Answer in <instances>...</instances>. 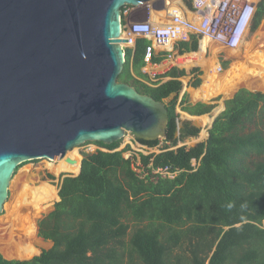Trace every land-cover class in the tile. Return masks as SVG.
I'll use <instances>...</instances> for the list:
<instances>
[{
	"label": "trees",
	"instance_id": "1",
	"mask_svg": "<svg viewBox=\"0 0 264 264\" xmlns=\"http://www.w3.org/2000/svg\"><path fill=\"white\" fill-rule=\"evenodd\" d=\"M263 17L261 0L254 25ZM257 38H264V27ZM148 42L138 38L134 48L125 49L118 78L156 100L174 96L166 105L165 147L158 153H139L143 168L138 173L123 156L129 145L118 150L121 140L95 142L106 150L82 152L79 174L62 179L59 200L38 222V235L52 246L26 260L0 255V264H204L208 256V264H264V131H244L247 123L264 121V93L238 90L204 142L178 145L199 129L190 126L175 136L177 104L191 115L208 113L212 105L188 103L186 93L179 99L184 69L172 67L150 81L141 70ZM196 44L180 45L195 50ZM164 77L169 78L162 81ZM200 82L195 76L191 85ZM240 82L235 80L232 87ZM193 92L198 97L204 89ZM251 153L262 158L249 164ZM158 167H168L174 175L154 174ZM129 221L137 224L131 230ZM2 237L9 241L14 232L5 231ZM18 250V258H24L37 248L25 242Z\"/></svg>",
	"mask_w": 264,
	"mask_h": 264
},
{
	"label": "water",
	"instance_id": "2",
	"mask_svg": "<svg viewBox=\"0 0 264 264\" xmlns=\"http://www.w3.org/2000/svg\"><path fill=\"white\" fill-rule=\"evenodd\" d=\"M142 1L0 0V213L23 162L74 163L67 152L86 142L166 137V98L118 78L122 8Z\"/></svg>",
	"mask_w": 264,
	"mask_h": 264
},
{
	"label": "rangeland",
	"instance_id": "3",
	"mask_svg": "<svg viewBox=\"0 0 264 264\" xmlns=\"http://www.w3.org/2000/svg\"><path fill=\"white\" fill-rule=\"evenodd\" d=\"M146 1L147 3L146 2L144 3L148 5V7L139 6L137 8L130 9L132 11V17H130L131 19H145L148 13L151 15L152 18L154 17L156 18V16H161V18H164L165 12H157V10H155L154 7H152L153 6L151 4L152 0H146ZM263 27H264V17L259 20L256 26L253 23L252 26L250 27V30L245 40L246 43H250V48H245L244 46L243 47L241 46L242 48H240V51L237 53H232L230 50L222 49L227 51L220 52L221 58L219 57L220 59L217 62V59L213 57L214 51H216L215 47H217L216 46L217 44L213 43L215 44L212 47V50L214 51L213 52H211L212 50L210 51L211 52L209 55L210 57L209 59L207 58V61L206 60L198 61V59H194L200 64H202V62H205V65L203 66V68H205V72L204 71L201 72L200 74L201 82L197 87H193L191 85L194 79L192 75L183 77L182 88L179 93V99L181 96H183L184 93H186L188 103L194 104L195 102H203V103L211 104L212 109L208 113L202 115H191L187 111H183L179 104L177 105L176 107V112L178 114L177 117L182 120V125L179 130L178 129L176 130L175 136L179 137V135L181 134V130L190 126H195L199 129L196 137L193 136L185 137L179 141L181 144L191 147L197 145L198 143L204 142L208 137V133H209L208 130L209 128H211L210 126L211 121L208 117H212V118L217 117L223 111L226 101L232 98L233 95L238 90L246 89L252 92L260 91L264 93V38L263 39L257 38L258 34L262 33ZM255 39L259 40L258 45L259 43H262L263 45L258 47L256 43L257 41L255 42ZM252 54L256 55L258 58L256 57L255 59H253ZM225 55L227 57H225ZM206 62H208V64H206ZM211 62H213L214 64L213 67H210ZM218 64L220 65L221 70L220 72H214L213 68H215ZM189 66L190 64L185 66L184 68L190 69ZM207 77H209L210 79L211 77L214 78L212 79V82L215 81L212 90L211 89L209 90V85H208L209 82H207ZM238 79H240L241 81L239 85H234L232 87L234 81ZM203 86L206 87L208 86L207 87L208 90H206V94L202 96L201 93L198 97H196L193 91L196 89L197 90L201 89ZM173 97L174 96L171 95L170 97L166 98L167 102L171 100ZM214 111H216L215 113L216 115L214 114ZM260 122L263 125L259 124L258 121L247 123L246 127L244 128V131L245 132L255 131L257 128H260L264 131V121L260 120ZM204 133L206 134L204 135ZM164 144L163 142L161 143L160 141L155 148H153L152 150H148L147 148H144L142 145H138L134 140L124 137L121 139L119 146L116 149L120 150L125 148L127 145H129L130 148L123 151V156L126 159L128 158L130 159L131 167L135 169L136 172L142 173L141 168L139 166V162L137 161L138 156H136V158L134 159L133 158L134 155H138L137 154L138 152L142 154L144 153L146 154L151 151L158 153L160 151L159 150L160 145L162 148H164L165 147ZM98 147L100 146L97 145L95 142H86L83 145L72 148L68 152H71V154H75L80 158L83 157L82 156L83 151L95 152ZM103 150L106 149L104 148ZM67 156L70 155L68 154ZM261 158L262 157L260 155L258 154L255 155V153H251L246 159L249 164H253L254 162H256ZM60 161H61L60 159L49 160L47 158H41V159L26 161L18 165V168L15 170L8 188V197L4 202L3 211L0 213V255L2 257L6 259H20L18 258V254H19L18 249L25 242L28 245L35 246L37 248L36 253H34L29 257L39 254L42 250L48 249L52 246L51 240H44L42 237L38 235V222L53 209V205L59 197V191L62 185V179L65 176L77 174L79 169V160H78V166L76 169L68 168V169H61L59 171L57 170L56 167L57 165L60 164ZM64 162H65V158H64ZM64 165L66 164L64 163ZM41 186H43V188L45 186L49 187L53 192V196L50 197L45 196L46 198L49 197L48 200L46 198H44L45 200L41 199L40 195L37 197L36 196L37 190H36V194H34L35 193L34 189H36L37 187L39 188ZM29 197H31L32 199ZM25 212L28 213L29 215L28 217L30 220H32V217L35 216L33 219L34 223L32 224V226L28 231L27 230L24 231L25 224L23 222L28 221V219L27 220L25 219V214H24ZM12 214L14 216L12 220L13 223L15 224L14 226H17L16 230L11 229L9 227H5L9 225V221L12 218ZM23 214H24V219L22 217ZM21 222L23 223V225L21 224ZM128 224L130 225L129 230H131L134 226L137 225L135 224L134 221H129ZM140 225H142V223H140ZM5 231L14 232V237H12V239L9 241L6 240L7 238L4 237L1 238L3 234L5 235ZM185 255L188 256V252H186ZM29 257H24V258H29ZM208 259L209 256L205 259L204 264H208Z\"/></svg>",
	"mask_w": 264,
	"mask_h": 264
},
{
	"label": "built area",
	"instance_id": "4",
	"mask_svg": "<svg viewBox=\"0 0 264 264\" xmlns=\"http://www.w3.org/2000/svg\"><path fill=\"white\" fill-rule=\"evenodd\" d=\"M261 0H192V17L185 15L183 10L171 3V0H152L151 4L155 10H164L166 7L164 18L156 16V20L151 21L148 17L145 19H131V6H126L123 12V22L121 28V36L123 39L124 48L133 47L138 38H147L150 43L146 45L143 60L146 65H152L153 49L155 46L167 48L175 41H187L190 35H196L199 41V50L202 51L204 43H215L222 48L238 49L245 42L250 27L254 23L257 5ZM147 3V1L145 0ZM156 2H159L158 5ZM149 3V2H148ZM133 7V6H132ZM134 8V7H133ZM208 45L204 48V53L207 52ZM167 58L174 64L183 62L181 54L176 57L169 52ZM144 70L148 72L147 66ZM221 67L218 64L216 71L220 72ZM126 138L134 140L138 145H142L148 150H152L155 146L142 144L131 135H126ZM124 138V137H123ZM164 138H160L161 143ZM178 145H181L178 142ZM170 146L169 148H175ZM100 148V147H98ZM100 149H104L101 147ZM163 148L159 147L161 151ZM158 150V151H159ZM159 151V152H160ZM139 166L142 171V163L139 161ZM149 152L144 153L148 155ZM134 158V157H133ZM134 160V159H133ZM197 163L192 159V164ZM151 164V163H150ZM135 170V169H134ZM154 174L173 176L168 167L154 168Z\"/></svg>",
	"mask_w": 264,
	"mask_h": 264
},
{
	"label": "crops",
	"instance_id": "5",
	"mask_svg": "<svg viewBox=\"0 0 264 264\" xmlns=\"http://www.w3.org/2000/svg\"><path fill=\"white\" fill-rule=\"evenodd\" d=\"M145 1H142L140 4H138V5H136V6H133L134 8H137V7H139V6H146V7H148V5H146L145 3H144ZM170 4H173V5H176V6H178V7H180L182 10H183V12L185 13V15L186 16H188V17H192V11H191V9H192V0H171V3ZM132 6H131V9L133 8ZM164 10H160V11H157V12H165V7L163 8ZM130 17H132V14H131V16ZM146 17H148L151 21H154V20H156V18L154 17V18H152L151 17V15L148 13L147 14V16ZM145 39H147V38H145ZM149 42H148V44L150 43V40L149 39H147ZM193 40H195L196 41V49L195 50H192L191 48L190 49H187V48H185L184 46H181L180 44L181 43H186L189 47L191 46V44H192V42H193ZM199 41H198V37L196 36V35H190V38H189V40H187V41H175L174 43H172V45H170L169 47H167V48H164V47H158V46H155L154 47V49H153V56H152V65H146L145 64V62H144V64H143V66H142V68H141V70L145 73V74H147V76H148V79L150 80V81H155L157 78H156V76L157 75H159V74H161V73H164L165 71H167V70H169V69H171L172 67H177V68H179V69H184L185 70V72H186V75H183V76H181L179 79L181 80V82H183V77H186V76H191L192 75V77L195 79V76L196 77H199L200 78V74H201V72H205V68H203V66L205 65V62H202V64H200V63H198L197 61H195V60H193L192 62H185L186 60V57H187V55H190V54H196V53H198V54H202L203 55V60H206L207 61V58L209 59V55H210V53L211 52H213L214 50H212V47L214 46V45H212L211 47L208 45V49H207V52L206 53H203L202 51H200L199 50ZM147 45V44H146ZM242 46H244V45H242ZM135 46H133V47H128V48H134ZM146 47V46H145ZM245 47V46H244ZM216 48V51H214V56L213 57H215L216 59H217V62H218V60L221 58L220 57V52L222 51V52H226L227 50H222L220 47H215ZM126 49V48H125ZM221 49V50H220ZM223 49H226V48H223ZM212 50V51H211ZM228 50H230V49H228ZM211 51V52H210ZM169 52H171V53H173L176 57H178L180 54H181V56H182V58L184 57V59L183 60H185V61H183V63L182 62H180L179 64H174V63H172V62H170V60L167 58V54L169 53ZM153 57H158L159 58V60H154L153 59ZM220 57V58H219ZM225 57H227L226 55H225ZM224 57V58H225ZM190 64V66H189V68L190 69H185L184 67L185 66H187V65H189ZM207 64H208V62H207ZM210 65L213 67L214 65H213V62H211L210 63ZM145 66H147V69H148V72H146L145 70H144V68H145ZM213 70H214V72H217L216 71V67L215 68H213ZM158 72H160V73H158ZM206 75V74H205ZM205 77V76H204ZM169 77H164L163 78V80L162 81H164V80H166V79H168ZM201 80V79H200ZM199 86V85H198ZM194 87V86H193ZM197 87V86H196ZM182 97V96H181ZM180 97V98H181ZM195 103H197V102H195ZM194 103V104H195ZM203 103V102H202ZM207 104V103H206ZM178 105V104H177ZM177 107V106H176Z\"/></svg>",
	"mask_w": 264,
	"mask_h": 264
},
{
	"label": "bare ground",
	"instance_id": "6",
	"mask_svg": "<svg viewBox=\"0 0 264 264\" xmlns=\"http://www.w3.org/2000/svg\"><path fill=\"white\" fill-rule=\"evenodd\" d=\"M150 3V2H149ZM158 5H160L159 4V2H156ZM163 7H165V6H163ZM166 8V7H165ZM257 41V42H256ZM258 39H255V42L257 43V45H258ZM263 41V40H262ZM207 45H209L210 47L212 46V45H215V44H213V43H211L210 44V42L209 43H204V45H203V49H202V51H204V48L207 46ZM242 45H244L245 46V48H250V43H246V42H243V44ZM261 45H263L262 43H259V45H258V47L259 46H261ZM217 47H220L219 45H216ZM243 47V46H242ZM241 46L238 48V49H233V50H230L232 53H237V52H239L240 51V48H242ZM221 49H223L222 47H220ZM228 50V49H227ZM204 53V52H203ZM194 59H198V61L199 60H202L203 61V55L202 54H198V53H196V54H190V55H187V57H186V61L185 60H183V61H185V62H192ZM205 61V60H204ZM183 63V62H182ZM206 64H207V62H206ZM214 65V64H213ZM212 79H214V78H212L211 77V79L209 78V77H207V82H209L208 83V85H209V90L211 89H213V85H214V83H215V81H213L212 82ZM204 85V84H203ZM208 87V86H207ZM206 86H203L202 88H201V90L202 89H204V92H202V96H204L205 94H206V90H208V88H207ZM209 119H210V121H211V118L210 117H208ZM191 143H193V142H191ZM70 155V156H72L71 158H73V159H75V162L74 163H69V162H66V160H65V162H64V158H62V159H60L61 161H60V164L59 165H57V170H61V169H68V168H71V169H76L77 168V166H78V160H79V157L77 156V155H75V154H71V152H68L67 153V155ZM69 156V157H70ZM64 163L66 164V165H68V166H66V165H64ZM79 170V169H78ZM34 189V188H33ZM35 190V193L34 194H36V190H37V194H36V196L38 197L39 195H40V198L41 199H43V200H45L44 198H46L45 196H53V192L51 191V189L49 188V187H44L43 188V186H41V187H37L36 189H34ZM43 190V191H42ZM38 193H40V194H38ZM32 196V195H31ZM34 196V195H33ZM49 197H47L46 199L48 200L49 199ZM29 198H31V197H29ZM32 199V198H31ZM40 200V199H39ZM38 200V201H39ZM25 201V200H24ZM35 205V204H34ZM13 206V205H12ZM33 211V210H32ZM15 214V213H14ZM25 214V219L27 220L28 219V221H24L23 223L25 224L24 225V231L25 230H29L30 229V227L32 226V224L34 223V217H32V220H30L29 219V215H28V213L27 212H25L24 213ZM24 214H23V219H24ZM10 217V216H9ZM13 218H14V216H13V214H12V218L10 219V221H9V225H7V226H5V227H9V228H11V229H14V230H16V228H17V226H14L15 224L13 223ZM17 219H18V217H17ZM20 219V218H19ZM15 220H16V218H15ZM17 222H18V220H17ZM16 223V222H15ZM23 223L21 222V224L23 225ZM17 224H20V223H17ZM20 229V228H19Z\"/></svg>",
	"mask_w": 264,
	"mask_h": 264
},
{
	"label": "clouds",
	"instance_id": "7",
	"mask_svg": "<svg viewBox=\"0 0 264 264\" xmlns=\"http://www.w3.org/2000/svg\"><path fill=\"white\" fill-rule=\"evenodd\" d=\"M194 137V136H193ZM181 145H184V144H181ZM233 205L229 204L228 207L231 208Z\"/></svg>",
	"mask_w": 264,
	"mask_h": 264
}]
</instances>
